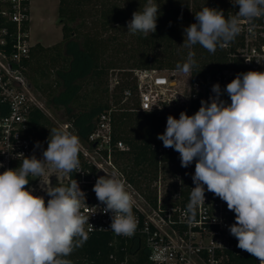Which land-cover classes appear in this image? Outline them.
Instances as JSON below:
<instances>
[{
	"label": "clouds",
	"instance_id": "obj_1",
	"mask_svg": "<svg viewBox=\"0 0 264 264\" xmlns=\"http://www.w3.org/2000/svg\"><path fill=\"white\" fill-rule=\"evenodd\" d=\"M230 2L238 6L230 17L207 6L196 12L195 23L184 29L183 46L191 49L199 44L214 54L218 46L234 41L245 24L254 36L253 21L264 17V0ZM159 15L160 3L146 0L142 10L133 12L126 22L127 31L147 37L156 31ZM194 55L189 51L176 71L190 78L196 65ZM211 92L193 115L184 111L178 119L169 115L165 131L157 134V139L179 153L181 167L195 162L191 176L195 187L191 188L187 213L194 217L205 205V191L213 193L234 213L235 222L228 230L237 239V247L264 264V71L238 73L223 89L213 84ZM224 93L230 103L222 99ZM49 136L41 159L21 153L17 168L0 173V264H72L68 257L89 239L85 230L89 216L82 212L86 193L76 180L66 186L42 188L47 201L26 187L29 176L44 174L45 164L63 174L80 167L79 137L57 129ZM35 147H41L39 142ZM93 191L104 205L102 212L112 214L110 229L114 234L134 236L138 224L134 198L118 174L98 176ZM163 259L162 254L154 257Z\"/></svg>",
	"mask_w": 264,
	"mask_h": 264
},
{
	"label": "trees",
	"instance_id": "obj_2",
	"mask_svg": "<svg viewBox=\"0 0 264 264\" xmlns=\"http://www.w3.org/2000/svg\"><path fill=\"white\" fill-rule=\"evenodd\" d=\"M146 0H59L57 14L62 38L59 42L43 46L33 44L24 61L25 75L31 88L45 100L46 108L59 114L61 122L70 123L81 142L97 122L98 115L111 111L112 140H121L125 150L116 151L114 162L126 178L151 203L154 191L151 187L159 167L158 145L162 141L157 134L166 128L169 115L179 118L180 110L136 111V83L134 69L175 70L183 64L189 51L195 53V67L191 80L206 72L224 67L235 68L239 73L248 70L230 56L235 52L239 36L226 47L218 46L209 53L199 44L191 49L183 46L184 29L195 23L194 14L205 6L223 11L230 17V10L222 0H157L160 15L156 31L144 37L127 31L126 22L132 13L142 10ZM90 5L89 10L84 7ZM186 39V37H185ZM118 71L116 83L110 88L109 77ZM130 89V98L124 100L123 91ZM213 95L211 92L209 97ZM208 97V98H209ZM222 99L226 100L223 94ZM208 100V99H207ZM195 106V105H194ZM8 112L7 104L0 102V115ZM27 136L38 148H47L53 129L59 130L47 113L32 106L28 113ZM165 170L189 169L180 165L179 153L170 151L161 157ZM79 161L83 158L79 153ZM169 162L173 165L169 166ZM133 246L106 233L89 234L83 247L68 257L72 264H144L145 253L138 251L133 261L128 254ZM229 264H257V258L249 253L237 255Z\"/></svg>",
	"mask_w": 264,
	"mask_h": 264
},
{
	"label": "built area",
	"instance_id": "obj_3",
	"mask_svg": "<svg viewBox=\"0 0 264 264\" xmlns=\"http://www.w3.org/2000/svg\"><path fill=\"white\" fill-rule=\"evenodd\" d=\"M237 11L238 6H234V14ZM29 20L30 0H0V102L8 107V112L0 115V164L4 165L0 167V173L17 168L23 159L21 153L24 157L34 155L41 159L42 151L46 149L35 147L26 134L32 106L43 109L25 75L24 61L32 46ZM253 24L252 30L256 34L251 35L245 24L238 35L235 52L230 56L238 59L248 71H264V17L257 18ZM238 73L229 67L206 72L194 80L190 78L183 92L172 87L173 73L167 75L160 69H134L135 110L146 112L152 108L151 111L163 114L165 110L178 108L180 112L193 115L199 109L200 101L208 99L213 84L218 83L223 89ZM190 91L188 98L182 96ZM123 95L124 100L130 98V89L124 90ZM224 95L230 103L227 94ZM111 121L110 110L98 115L85 142L80 141L83 163L74 172L63 174L45 164L44 174L29 176L26 187L33 190V195L43 196L47 201L49 197L42 188L66 186L71 179L76 180L86 193V206L82 212L89 216V224L85 225V230L88 234L106 233L114 240L128 242L134 248V252L128 254L133 261L139 250L145 253L144 264H229L233 257L246 253L237 247L236 238L228 230L235 222L234 213L213 193L205 191V205L197 209L194 217L187 213L191 188L195 187L191 179L195 162L185 175L170 168L166 171L161 157L170 148H165L163 143L158 145L159 167L151 184L154 202L141 194L114 162L115 152L125 150V145L121 140H112ZM58 128L75 135L70 123L61 122ZM172 165L169 162V166ZM114 172L134 198L133 214L138 224L132 237L114 234L110 229L112 214L102 212L104 205L98 202L93 191L98 176H111ZM160 254L164 259L154 260Z\"/></svg>",
	"mask_w": 264,
	"mask_h": 264
},
{
	"label": "rangeland",
	"instance_id": "obj_4",
	"mask_svg": "<svg viewBox=\"0 0 264 264\" xmlns=\"http://www.w3.org/2000/svg\"><path fill=\"white\" fill-rule=\"evenodd\" d=\"M59 0H30V20H29V41L30 43H35L36 41H41L49 44H55L61 40L62 32L61 25L59 23L57 6ZM225 5L229 8L230 16L234 14V6L230 0H222ZM90 5L84 7L87 11L90 9ZM162 73L170 75L173 73V88L178 91L185 92L189 82L188 75L183 73H178L175 70L170 69H160ZM116 70L109 77L110 85H114L116 81V76L118 75ZM117 74V75H116ZM189 78V79H188ZM36 99L42 103L43 110L51 118V120L57 125L61 123L59 114H55L46 108V103L44 98L32 89ZM169 178V177H168ZM54 184V182H53Z\"/></svg>",
	"mask_w": 264,
	"mask_h": 264
},
{
	"label": "crops",
	"instance_id": "obj_5",
	"mask_svg": "<svg viewBox=\"0 0 264 264\" xmlns=\"http://www.w3.org/2000/svg\"><path fill=\"white\" fill-rule=\"evenodd\" d=\"M61 38H62V36H61ZM40 43V44H42L43 46H50L51 44H49V43H45V42H41V41H36L35 43ZM35 43H33V44H35ZM32 44V43H31ZM32 44V45H33ZM53 45V44H52Z\"/></svg>",
	"mask_w": 264,
	"mask_h": 264
},
{
	"label": "water",
	"instance_id": "obj_6",
	"mask_svg": "<svg viewBox=\"0 0 264 264\" xmlns=\"http://www.w3.org/2000/svg\"><path fill=\"white\" fill-rule=\"evenodd\" d=\"M235 242L238 243L237 239H235Z\"/></svg>",
	"mask_w": 264,
	"mask_h": 264
}]
</instances>
